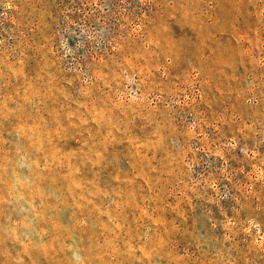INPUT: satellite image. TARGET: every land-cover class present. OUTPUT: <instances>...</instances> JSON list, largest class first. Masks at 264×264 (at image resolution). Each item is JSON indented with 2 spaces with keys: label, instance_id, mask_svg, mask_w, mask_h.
<instances>
[{
  "label": "rangeland",
  "instance_id": "1",
  "mask_svg": "<svg viewBox=\"0 0 264 264\" xmlns=\"http://www.w3.org/2000/svg\"><path fill=\"white\" fill-rule=\"evenodd\" d=\"M0 264H264V0H0Z\"/></svg>",
  "mask_w": 264,
  "mask_h": 264
}]
</instances>
